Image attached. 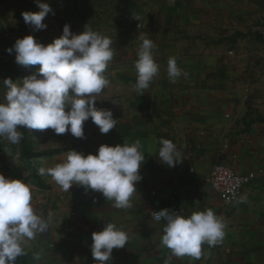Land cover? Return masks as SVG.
Instances as JSON below:
<instances>
[{
	"label": "crops",
	"instance_id": "0c3cea01",
	"mask_svg": "<svg viewBox=\"0 0 264 264\" xmlns=\"http://www.w3.org/2000/svg\"><path fill=\"white\" fill-rule=\"evenodd\" d=\"M152 11L136 31L126 54L114 55L109 87L95 96V107L110 109L116 128L101 134L91 119L84 138L66 133V151L47 157L45 169L70 150L95 154L101 144L137 142L145 161L132 207L117 209L100 193L73 185L65 192L50 175L26 182L46 233L24 244L16 264H96L91 234L106 223L128 233L124 248L113 249L107 264H264V3L263 0H175ZM141 36L153 40L157 77L143 94L135 91V62ZM175 57L188 73L172 83L167 63ZM180 152L169 167L158 157L159 141ZM238 173H254L239 201L225 209L207 179L214 163ZM189 216L212 209L226 222L216 246L202 245L200 259L175 257L161 243L166 221L161 209Z\"/></svg>",
	"mask_w": 264,
	"mask_h": 264
},
{
	"label": "clouds",
	"instance_id": "9594fccd",
	"mask_svg": "<svg viewBox=\"0 0 264 264\" xmlns=\"http://www.w3.org/2000/svg\"><path fill=\"white\" fill-rule=\"evenodd\" d=\"M36 3L38 12L21 13L24 23L33 31L46 29L43 21L52 11L48 4L40 0ZM140 39L134 88L143 94L157 77L159 65L154 58L153 40L146 36ZM6 51L15 52L18 65L39 67L22 84L11 78L3 79L7 91L0 102V138L18 144L22 139L18 129L27 128L40 132L51 129L56 135L70 133L83 139L84 123L89 119L101 134L116 128L117 119L112 111L95 107V96L111 83L106 75L115 55L110 37L86 26L76 34L65 24L62 34L47 45L37 42L33 35H26ZM167 74L172 83L182 76L188 77L175 57L168 60ZM159 143L158 157L162 163L174 167L181 162L182 156L173 142L161 139ZM144 161L137 142L101 144L95 154L70 150L62 162L48 169L40 168L39 173L50 175L65 192L79 185L113 201L117 209H129L133 206L136 184L142 179L139 169ZM32 200V191L26 183L0 174V264H16L17 258L25 255V241L48 231V221L37 214ZM154 215L156 220L166 221L161 243L175 257L198 260L202 245L216 246L225 236V220L210 208L189 216L165 208ZM91 239L92 258L96 264H107L112 260L113 249L124 248L129 235L115 224L106 223L101 231L91 234Z\"/></svg>",
	"mask_w": 264,
	"mask_h": 264
},
{
	"label": "rangeland",
	"instance_id": "374dc122",
	"mask_svg": "<svg viewBox=\"0 0 264 264\" xmlns=\"http://www.w3.org/2000/svg\"><path fill=\"white\" fill-rule=\"evenodd\" d=\"M40 3L48 4L52 11L43 21L46 29L33 31L24 23L21 13L38 12L36 0H0V102L7 91L4 78L22 84L39 67L15 63V52L9 54L6 49L17 39L33 35L37 42L47 45L62 34L65 24L76 34L86 26L110 37L115 55L126 54L136 39L137 29L150 12L176 5L175 0H40ZM18 131L22 136L18 144L0 138V174L24 183L40 182L39 169L44 167L45 159L66 151V133L56 135L51 129L40 132L19 128Z\"/></svg>",
	"mask_w": 264,
	"mask_h": 264
},
{
	"label": "built area",
	"instance_id": "2783aa9c",
	"mask_svg": "<svg viewBox=\"0 0 264 264\" xmlns=\"http://www.w3.org/2000/svg\"><path fill=\"white\" fill-rule=\"evenodd\" d=\"M254 176L252 172L238 173L231 167L216 162L209 172L208 188L218 195L222 206L228 209L239 201L242 188L250 184ZM153 217L155 219L154 213Z\"/></svg>",
	"mask_w": 264,
	"mask_h": 264
}]
</instances>
